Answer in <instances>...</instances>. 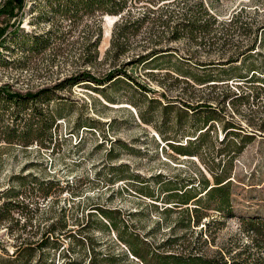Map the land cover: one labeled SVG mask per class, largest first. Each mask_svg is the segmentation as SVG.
Here are the masks:
<instances>
[{
  "label": "rangeland",
  "instance_id": "1",
  "mask_svg": "<svg viewBox=\"0 0 264 264\" xmlns=\"http://www.w3.org/2000/svg\"><path fill=\"white\" fill-rule=\"evenodd\" d=\"M58 1L25 0L24 7L12 17L0 14V29L5 33L3 44L0 42V86L24 93L53 88L85 69L101 76L113 66H125L127 73L153 93L142 92L127 78L107 90L115 103L103 100L83 82L53 89V98L46 105L49 111H61L62 116L51 128L50 144L42 146L34 141L25 145L17 139L7 142L0 138V264H15L13 252L20 241H39L46 226L62 218L72 231L84 225L82 232L100 242L96 250L110 255L112 264H143L131 254L132 249L154 263L150 247L167 253L195 248L206 256L223 255L226 259L264 255L253 233L242 225L243 220L264 217V131L258 129L264 120V90L253 105L250 98V106L239 101L232 105L230 98L219 104L228 88L235 92L253 90L256 83L240 84L234 77L199 84L182 77L177 80L173 71L174 56L181 55L190 57L189 66L181 67L193 75L224 79L219 68L213 67L217 64L197 62L223 60L234 50L250 46L255 34L251 52L264 54L260 31L264 0H131L124 14H100L98 21L91 13L65 16L60 6L63 3ZM198 5L217 19L219 33L234 36L232 41L223 45V40L211 35L201 44L186 37L171 39L175 14L188 7L198 11ZM237 15L251 33H238L228 24ZM97 39L98 57L89 63ZM113 41H119V46L113 47ZM150 50L174 56L167 54L157 64L144 66L159 69L126 65ZM150 96L158 97L159 103H148ZM197 103L217 109L208 131L202 128L204 114L194 116L185 106ZM13 108L1 112L4 120L12 121L9 113ZM21 111L16 120L20 127L31 108ZM140 111L149 122L139 118ZM226 121L243 130L221 141ZM77 123L95 127L76 128ZM199 132L202 135L191 142L201 159L177 154L166 142H180L164 139L185 143ZM224 168H229L231 175V214L214 209L202 192L204 178L213 184L209 169L220 172ZM189 187L188 195H202L201 205L206 208L201 207L190 226L183 229L180 226L188 215L191 217L196 202L192 199L187 205L173 206L174 202L166 201L172 200L170 193ZM180 235L178 244H163L168 237ZM31 253L27 264L39 261L40 251L35 248ZM54 257L56 262L62 261L58 254Z\"/></svg>",
  "mask_w": 264,
  "mask_h": 264
},
{
  "label": "trees",
  "instance_id": "2",
  "mask_svg": "<svg viewBox=\"0 0 264 264\" xmlns=\"http://www.w3.org/2000/svg\"><path fill=\"white\" fill-rule=\"evenodd\" d=\"M131 0H59L58 4L62 6V10L64 11L65 16L69 17H79L85 13H91L95 17V21L99 20L100 14H110V15H118L123 13L127 9L128 2ZM149 2H154L155 0H147ZM25 0H4L0 5V14H4L8 17H12L15 15V11H18L24 7ZM199 10L193 11L191 8H187L184 11H178L175 16L176 20L174 25L171 28L170 34L171 39L179 40L181 38H190L196 41L197 44H201L202 41L209 36L210 38L223 40L222 44L225 45L228 41H232L231 39L234 36H230L232 34L226 33V35L222 32L219 33L217 26V19L211 15L202 5H198ZM123 21V20H122ZM127 20H125L126 22ZM229 25L235 26V31L238 33L246 34L251 33V28H248L246 22H241L238 18V15L234 18H231L228 21ZM261 34L264 38V25L260 27ZM50 33V32H48ZM219 33V34H218ZM4 30L0 29V42L4 38ZM100 35H98L99 37ZM232 37V38H231ZM48 39V38H47ZM93 43L94 46V55L93 58L87 62H93L96 57H98L97 53V45L98 41ZM209 41V40H208ZM251 45L246 46L242 50H234L228 57L223 60H218L217 62H209L203 63L202 61H198L197 64L204 65L205 64H217L219 70L221 71V78L224 79H213L212 75H193V73L187 67L183 68L181 65H188L191 63L189 61L190 57L177 56L175 57L173 53H160L159 50H150L142 55H138L133 58L126 65L136 64L138 66L144 67L152 65L154 62L157 64L159 60L167 57V54H172L175 58V69L173 70L176 79H185L191 80L194 83L203 84L210 81H224L227 79H233L236 77L241 83H256V87H253V90L249 89H241L238 92L228 88L225 94L217 103L224 102L226 99H229V103L234 105L237 101L247 104L250 106V98L252 97L253 103H256L260 97V91L264 90V54L261 51L254 50V44H256V34L250 41ZM2 43V42H1ZM213 43V42H212ZM3 44V43H2ZM119 41H113V47L119 46ZM233 45V44H232ZM116 50V49H115ZM116 55V51L114 52ZM119 54V53H118ZM259 56V57H258ZM239 66H236L234 63H237ZM144 68H155L158 67H144ZM206 68V67H205ZM210 68V67H207ZM152 72V71H148ZM127 78L133 84H135L142 92H151V89L146 87L143 83L138 81L134 76L130 73H127L125 66L122 68L112 67L106 73L101 76L95 75L90 69H85L74 73L68 77H66L60 84L55 87H42L35 91H26L24 93L13 91L6 88L5 85L0 86V138L4 139L7 142H11V140L17 139L18 141L28 145L29 143H33L34 141L40 145H47L52 142L53 134L51 131L52 126L55 124L56 119L61 118L62 113L59 110L49 111L48 105H46L53 98V89H64L70 88L71 86L83 82L82 84H86L92 91L98 93L103 100L115 103L113 97L108 94L107 90L118 86ZM223 84V83H222ZM251 85V84H249ZM162 94V93H161ZM161 96L164 97L162 94ZM64 98V97H61ZM171 101V100H169ZM60 104L65 101H58ZM148 103H159L158 97L150 96L147 99ZM133 104L134 107H137V104L133 101L129 102ZM166 104L164 106H167ZM14 106L16 109L10 110L9 116H11L12 121H7L2 118L3 111H8ZM46 106V107H45ZM186 107L193 110L191 114L196 116L199 113L204 114L202 123L204 124V132L208 131L210 128V124L208 122L211 120H216L215 114L216 108H213L212 105L207 103H197L196 105H185ZM27 108H31V112L28 114L29 117L24 121L23 125L20 127L17 124L19 116L21 114V110H25ZM219 110V109H218ZM139 118L144 122H149L147 118L144 117L142 112H139ZM14 121V122H13ZM83 124L77 123L76 128L80 127H89L94 128L92 124ZM200 128V129H202ZM243 130L240 125H235L233 121H226L224 125H222V131H224V135L221 141H224L229 135H238L239 131ZM260 131H264V120L261 121L259 128ZM160 135H163L161 131H158ZM202 132H199L197 136H194V139H187L185 143H181L180 140H175L174 138H164L166 140L179 141L180 143L176 144L171 141H167V145L174 152L180 155H189L196 156L198 158H202L200 152L197 148L193 147L191 140H196ZM246 137L251 138V136L245 134ZM209 177L213 181V184H209L210 179H203V194L206 195L207 201L214 204L216 210L223 212L224 214H231L232 204L230 199L229 185L231 184V175L229 168L221 169L220 172H214L212 169H209ZM178 188H173L176 190ZM189 188H183L182 192H172L168 195L171 201H166V203L174 202L173 206H182L187 205L192 199L196 203V206L191 209V217L188 215L186 218V222L180 227L183 229H187L190 226V222L192 218L195 219V216L200 213V208H206L201 205L202 200L199 194L188 195L191 190ZM143 195L147 197L153 196L150 193H143ZM185 206L184 208H187ZM166 210H170L164 208ZM180 208L178 210H182ZM187 210V209H186ZM91 213V212H90ZM231 216V215H229ZM105 217L112 219L105 215ZM62 221H55L46 226V228L41 232V239L37 242H25L20 241L19 244L16 245V248L13 252V262L15 264H27V258L33 255L31 252L37 248L40 251L39 261L34 264H112L113 259L110 255L105 254L101 251V249L96 250L100 242H98L92 236H89L82 231L85 229L84 225L77 229V231H72L64 218ZM198 221V220H197ZM115 227L116 225L112 223ZM242 225L245 230H250L253 233L256 246L259 249V252H264V217L256 216L250 218L248 220H243ZM116 228V227H115ZM183 237L173 236L168 237L163 244L175 243L178 244V241ZM65 242L67 244L65 245ZM142 243H145L142 241ZM34 244V245H33ZM67 246V247H66ZM150 257L154 260V263L151 262L150 259L145 258L143 254L139 253L138 250L132 249V255L139 257L142 259L143 264H264V255L259 253V256L254 258H238L232 257L226 259L223 255H219L218 257H210L206 256L198 251L187 250L184 252H156L150 247ZM58 254L61 256L62 261L56 262L54 255ZM24 256V257H23ZM26 258V259H25Z\"/></svg>",
  "mask_w": 264,
  "mask_h": 264
}]
</instances>
